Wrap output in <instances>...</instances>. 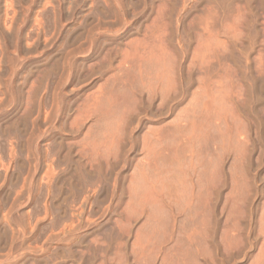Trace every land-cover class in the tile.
Segmentation results:
<instances>
[{"label": "rangeland", "instance_id": "rangeland-1", "mask_svg": "<svg viewBox=\"0 0 264 264\" xmlns=\"http://www.w3.org/2000/svg\"><path fill=\"white\" fill-rule=\"evenodd\" d=\"M0 264H264V0H0Z\"/></svg>", "mask_w": 264, "mask_h": 264}, {"label": "bare ground", "instance_id": "bare-ground-1", "mask_svg": "<svg viewBox=\"0 0 264 264\" xmlns=\"http://www.w3.org/2000/svg\"><path fill=\"white\" fill-rule=\"evenodd\" d=\"M150 81H151V80H150ZM153 81H154V80H153ZM155 81H156V80H155ZM162 81H163V80H162ZM149 83H153V82H149ZM154 84H156V83H154ZM146 85L148 86L149 84L146 83ZM156 85H157V84H156ZM171 85H172V84H171ZM147 86H145V88H146ZM161 86H162V85H161ZM151 87H152V85L150 86V88H151ZM173 87H174V86H173ZM145 88H144V89H145ZM147 88H148V87H147ZM156 88H157V87H156ZM152 89H153V88H152ZM159 89H160V88H159ZM146 90H148V89H146ZM133 91H134V90H133ZM157 91H158V90H157ZM146 93H147V92H146ZM153 93H154V92H153ZM153 93H152V94H153ZM160 93H161V92H160ZM147 94H148V93H147ZM154 94H155V93H154ZM140 95H141V94H140ZM149 95H150V93H149ZM157 95H158V94H157ZM142 97H143V96H142ZM164 100H165V99H164ZM243 143H244V142H243Z\"/></svg>", "mask_w": 264, "mask_h": 264}]
</instances>
